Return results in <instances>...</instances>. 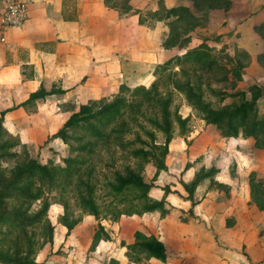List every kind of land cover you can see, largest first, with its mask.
<instances>
[{"label": "rangeland", "instance_id": "obj_1", "mask_svg": "<svg viewBox=\"0 0 264 264\" xmlns=\"http://www.w3.org/2000/svg\"><path fill=\"white\" fill-rule=\"evenodd\" d=\"M234 2L235 4L233 0H148L147 4H143L140 0L139 4L151 11L139 18L140 23H145L147 32L151 34V51L146 56L151 61L135 70L130 66L122 71L118 69L119 85L106 91L97 101L109 102L117 96H126L130 102L136 100L132 98L131 91L120 89L122 85L130 88L145 85L148 89H155L158 96H171L172 139L168 144V153L165 156L162 153L166 134L154 124V121H163V109L159 100H145L127 108L124 116L112 126L117 131L114 137L108 142L100 143L93 153L83 155L86 163L75 181L68 182L59 175L60 184L54 188L48 180L37 181L51 202L47 216L27 228H14L13 239L4 250L13 251L18 248L25 254L32 249L31 257L41 264H100L98 253H103L109 246L107 242L105 247L98 246L99 240L93 244L100 225L104 223L105 227L111 229L116 222L123 221L117 237H127L136 226L134 222L127 221L145 213L141 212L144 203L139 197L143 190L128 189L121 195L112 191L116 173L126 174L128 170L141 175L147 183L154 184L148 191L150 200L147 201L153 203L165 200V209H170L166 215H170V223L178 222V204H189L185 202L188 193L184 187L185 171L192 165L198 172L201 169L213 174L216 170L215 155L221 153L220 149L225 154L221 153L219 158L239 159L246 166V183L251 189L252 181H261L264 189V136L246 134L245 129H241L237 136H226L223 126L209 123L206 120L207 112L197 109L186 94L176 88L177 81L190 82L203 101L217 110L233 109L244 97L252 100L255 92H262L257 101V113L259 118L264 117V27L259 30L252 22L245 21L250 9L241 5L240 0ZM156 13H160V16ZM159 17L161 22H158ZM197 46L207 47L218 66L209 69L191 63L175 62L166 69L158 70L171 57L182 55ZM254 86L259 91L254 90ZM46 99L47 97L42 99L43 102L40 101L41 107L44 110L50 109L51 105L54 107V101ZM140 99L142 98L137 100ZM34 109L38 111V106L32 108ZM67 115L64 111H59L52 118L48 116L45 124L49 123L47 129L51 133L44 142L36 145L23 141L21 134H11L21 144H26L30 156L40 163L65 165V158L71 154L70 145L57 137L56 133L68 118ZM183 120L186 122L183 123ZM30 123V119L24 116L19 125L27 130ZM21 144L15 149L20 150ZM137 149H143L147 154L137 156ZM161 160L166 163L164 169L158 167ZM236 165L232 164L233 167ZM14 166L15 162H4L2 169L9 175ZM87 185L93 192L86 188ZM214 187L211 182L203 183L197 190L198 196H208ZM256 189L257 200L264 206V195L258 187ZM86 196L93 197L99 207L97 214H93L83 202ZM17 200L19 199H12L11 202L23 206L28 215L36 214L43 206L42 199ZM65 203L69 204L68 219L78 221L77 227L73 228L77 229L74 230L76 236L72 235V230L68 234V229L61 223ZM48 221L55 227L53 241H50ZM102 238L107 239L104 234ZM69 239L73 240V244L68 242ZM61 241L63 242L60 243ZM126 242L127 239L122 244Z\"/></svg>", "mask_w": 264, "mask_h": 264}, {"label": "crops", "instance_id": "obj_2", "mask_svg": "<svg viewBox=\"0 0 264 264\" xmlns=\"http://www.w3.org/2000/svg\"><path fill=\"white\" fill-rule=\"evenodd\" d=\"M28 1L26 23L22 27H8L5 40L0 42V114L25 102L42 86L47 90H64L47 96V101L55 103L52 110H44L40 103L44 100H37L38 111L18 106L6 114L9 132L21 134L23 141L36 145L51 133L47 129L49 123L45 124L48 116L52 118L64 111L69 118L82 104L98 100L113 86L117 87L118 69L122 71L130 66L135 70L151 61L146 59L151 51V34L139 19L151 11L140 5V0ZM240 1L250 9L245 21L262 30L264 0ZM142 2L147 4L148 0ZM24 116L31 122L27 130L19 125ZM219 152L225 154L221 149ZM221 153L215 155V172L198 186L211 182L215 187L208 196L199 197L198 188L193 200L187 193L185 202L189 204H178V222L168 221L169 211L163 215L156 210L130 218L127 222L136 226L127 237H117L123 221L116 222L111 229L105 227L112 238L99 240L98 246L109 243L110 247L98 253L99 263L264 264V208L258 206L246 183V166L239 159L219 158ZM197 173L195 166L188 167L186 183ZM74 230L71 233L76 236ZM137 231L162 240L167 248V260L152 257L132 261L122 241L135 242ZM72 241L68 240L70 244Z\"/></svg>", "mask_w": 264, "mask_h": 264}, {"label": "trees", "instance_id": "obj_3", "mask_svg": "<svg viewBox=\"0 0 264 264\" xmlns=\"http://www.w3.org/2000/svg\"><path fill=\"white\" fill-rule=\"evenodd\" d=\"M199 1V0H197ZM163 12V9H162ZM155 14V13H154ZM159 14L160 13H156ZM161 18V17H160ZM261 27L264 25H260ZM182 64L191 63L198 66H205L209 69H214L218 66L216 60L211 56L209 50L205 46H197L188 49L182 55H175L169 60L165 61L158 67V70H163L169 67L172 63ZM184 67V66H182ZM176 88L184 92L190 102L197 108L207 112L206 120L209 123L223 126L224 134L226 136H237L241 129L246 130V134L264 136V117H258L257 101L261 97L262 92H255L252 100L244 97L242 102L235 106L233 109L217 110L203 101V98L198 94L190 82L180 83L176 82ZM122 90L131 91L133 99L132 102L126 96H117L114 100L103 103L102 100H91L88 103L82 104L77 111H74L69 118L65 121L63 126L57 131L56 136L61 138L66 144L70 145L71 154L65 158V165L50 163H40L37 159L32 158L26 144H21L17 137L13 136L7 129L6 114L18 106H26L28 110H32L36 106L37 100L45 99L47 96L63 93L61 89L47 90L41 87L39 90L31 93L30 97L18 106L6 109L0 114V264H41L31 257V250L25 253L16 248L15 250H4L6 245H9L13 239L15 230L14 228H27L29 226L39 223L50 209L51 202L41 186L37 184L38 180H48L51 187H57L60 183L58 180L59 175L63 176L68 182L75 181L86 163L83 155L90 154L95 151V148L102 142H108L117 132L116 128L112 129L113 125L118 122L125 114L127 108L134 107L135 104H140L142 101L159 100V104L163 109V121H154L155 125L162 128L166 134V143L163 147V156L168 153V144L172 139L171 132V110L170 106L173 101L171 96L163 97L158 96L155 89H148L145 85H139L130 88L122 85ZM253 89L258 90L255 86ZM259 91V90H258ZM264 91V89H263ZM142 98L137 100L138 98ZM103 103L101 105H96ZM35 104V105H34ZM63 106V105H62ZM67 106V105H64ZM97 108H94L96 107ZM99 106V107H98ZM255 117V119L253 118ZM252 120V121H251ZM183 123L186 121L183 120ZM21 144V149H15ZM137 156H144L147 153L143 149L135 151ZM82 157V158H80ZM4 162H15V166L10 170L7 175L5 170L2 169ZM158 167L160 169L166 168L164 160L159 161ZM207 172V171H206ZM211 171L205 173L200 170L195 178L190 183H184V187L188 192V198L193 200V195L198 188L199 184L206 178L211 176ZM81 175L79 176V178ZM116 182L112 185V191L115 194L121 195L128 189L143 190L140 198L144 203L141 212L161 211L163 215L168 212L165 209V200H158L150 203L148 191L154 184L147 183L141 175H137L134 171L128 170L126 174L116 173ZM87 184L85 181H83ZM252 193L257 200L256 188L258 187L260 193L264 195L262 182L252 181ZM256 187V188H255ZM90 191L93 189L87 185ZM88 190V191H89ZM24 199V200H43V206L39 212L34 215H28L23 206L17 203H12L11 200ZM17 200V201H19ZM148 204H146L147 202ZM85 202L93 214H97L99 207L93 200L92 196L84 197ZM258 206L264 208L261 201H258ZM194 203V201H193ZM64 214L61 223L68 229V234L78 224V221H70L68 219L69 204H64ZM48 232L50 241L54 239V225L48 221ZM102 234L109 239L110 234L106 232L105 226L100 225L99 230L94 237V245L101 239ZM128 247V256L134 262L142 261L144 258H158L166 261L168 258L167 248L165 243L154 235H146L140 231L135 233V242L126 244Z\"/></svg>", "mask_w": 264, "mask_h": 264}, {"label": "built area", "instance_id": "obj_4", "mask_svg": "<svg viewBox=\"0 0 264 264\" xmlns=\"http://www.w3.org/2000/svg\"><path fill=\"white\" fill-rule=\"evenodd\" d=\"M28 0H0V42L8 27H22L29 17Z\"/></svg>", "mask_w": 264, "mask_h": 264}]
</instances>
